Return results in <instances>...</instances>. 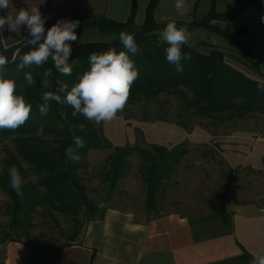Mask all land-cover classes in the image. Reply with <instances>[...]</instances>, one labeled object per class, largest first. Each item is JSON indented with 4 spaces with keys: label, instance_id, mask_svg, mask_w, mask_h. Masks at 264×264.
<instances>
[{
    "label": "trees",
    "instance_id": "1",
    "mask_svg": "<svg viewBox=\"0 0 264 264\" xmlns=\"http://www.w3.org/2000/svg\"><path fill=\"white\" fill-rule=\"evenodd\" d=\"M255 1L232 0L230 10L218 11L216 0H210L208 10L204 15L194 17L188 22L174 21L177 27H187L188 31L202 28L223 37L255 70L250 45L241 41V36L248 33L247 27L242 24L231 31H224L213 23V21L234 20L246 7L254 5ZM157 3L158 0H149L144 20L140 25L134 23L136 12L134 1H132L128 18L123 22L114 21L104 16L76 18L75 15H72L70 19L78 20L79 27L75 29L78 39L71 44L72 52L69 62L75 61L71 76H64L57 72L51 60L43 67L33 65L18 71L19 58L29 51V47H26L25 43L16 52L13 60L7 63L6 76L15 79L17 94L23 95L32 106L30 118L23 126L15 131L0 130V142L10 139L15 149V153L11 152L5 157L2 174H0V186L10 196L8 213L12 227L25 225L35 208L44 202L53 205L74 220L78 219L79 214L87 216V219L84 220H91L96 215H102V213L98 214L96 205L86 195L84 185L77 172L90 148L99 149L109 145V141L100 133L99 128L94 126L93 121L85 119L83 115L73 117V109L68 105L50 101L47 105L49 110L46 115H41L39 108L44 105L43 93L55 91L57 80L67 83L71 88L78 82L79 77L89 70V53L103 52L111 48H115L117 52L126 51L119 40V33L122 31L132 34L139 48L136 54L129 53L139 71V77L131 86L128 101L136 99L142 94H154L159 91L175 92L180 89V86H183L192 95L191 100H187L184 96L185 103L207 113L225 109L232 99H239L234 107L240 114L264 108V92L260 91L258 87L261 82H264V76L259 74V79L248 77L240 70L231 67L224 58L223 50L218 45H209L208 52L201 51L197 46L183 45L182 52L191 54L192 59H182L183 71L177 72L175 65L166 60L165 49L168 45L163 40H157L160 37L159 32L168 23H159L154 19L153 11ZM3 12L0 11V15H3ZM55 23L46 17V30ZM89 29L104 35H112V38L109 41L83 40ZM198 44L206 45L204 41H200ZM45 68L52 70L51 87L47 89L41 87ZM25 72L33 74L36 80L35 86L27 85L24 79ZM41 126L43 135H38L37 130ZM47 135H50L56 144L51 145L45 140L44 136L47 137ZM74 135L80 136L84 140V147L76 150L80 156L79 161L70 160L66 156V148L75 147L72 139ZM188 151L189 148L185 141L170 148L157 143H151L150 148L137 144L115 146L114 153L108 160L109 166L105 172L104 180L111 190L123 175L126 157L132 152H137L140 157V171L145 182L144 211L148 217L163 215L165 213L152 216L157 211L156 198L162 186L161 182L163 179L169 178L174 167ZM21 161L26 163V168L23 167ZM13 166L18 169L23 180L21 188L23 198L18 196L8 183V170ZM28 172L35 176V181L27 179ZM222 215L224 225L230 226L229 215L225 213ZM82 221L80 220L77 224L78 228ZM192 230L196 239L217 236L227 231L218 234H202V232H196L194 227ZM7 241L18 240L12 238L11 232L0 230V244ZM72 242L64 245H69Z\"/></svg>",
    "mask_w": 264,
    "mask_h": 264
},
{
    "label": "rangeland",
    "instance_id": "2",
    "mask_svg": "<svg viewBox=\"0 0 264 264\" xmlns=\"http://www.w3.org/2000/svg\"><path fill=\"white\" fill-rule=\"evenodd\" d=\"M188 32V45L197 46L203 52H208L209 45L213 43L229 44L223 37L202 28ZM111 38L112 35L89 29L83 40L109 41ZM157 40L162 39L159 37ZM200 41L206 45H199ZM8 43L5 39L4 44ZM221 49L231 67L248 77L260 78L233 46ZM184 96L187 100L192 99L190 91L183 86L175 92L142 94L127 101L124 110L113 121L100 124L93 121L109 145L99 149L90 148L77 173L86 195L94 204L129 207L140 214L145 208V182L137 152L126 157L123 175L111 190L104 180L114 147L137 144L150 148L151 143H158L168 148L171 144L185 141L189 151L174 167L169 178L162 180L156 198L157 211L152 216L179 211L188 215L196 232L218 234L229 229L228 225H224L221 213L226 191H238L237 196L243 201H247L250 196L264 194V160L262 170L256 171L250 166L230 169L219 152L228 147L231 140L250 142L257 137L264 138V108L240 114L234 107L239 99H232L225 109L207 113L187 105ZM204 132L209 133L210 137L202 144L199 141L203 140ZM44 139L51 145L56 144L50 135L44 136ZM253 151L256 153V149L253 148ZM11 152L15 153V149L10 139L0 142V174L4 159ZM245 157L242 154V158ZM21 162L26 168V163ZM27 179L36 180L30 172ZM9 202V194L0 186V230L11 232L12 238L20 242H30L33 247L32 256L38 258L39 264H56L60 247L74 241L79 229L77 224L87 219V216L79 214L78 219L74 220L44 202L35 208L25 225L12 227L8 213Z\"/></svg>",
    "mask_w": 264,
    "mask_h": 264
},
{
    "label": "crops",
    "instance_id": "3",
    "mask_svg": "<svg viewBox=\"0 0 264 264\" xmlns=\"http://www.w3.org/2000/svg\"><path fill=\"white\" fill-rule=\"evenodd\" d=\"M132 1L136 9L134 23L140 25L149 0H12L3 15H15L17 10L36 4L42 14L55 22L70 19L72 15L76 18L104 16L123 22L130 14ZM209 2L187 0L183 9L176 10L174 0H158L153 16L159 23L188 22L206 12ZM231 7L232 0H216L218 11H227ZM262 17L264 0H256L234 20L215 21V25L224 31H231L242 24L247 27L248 33L241 36V41L250 45L255 71L264 76ZM27 34L24 28L12 32L7 26L0 31L3 42L6 39L10 42L8 44L20 41ZM215 45L228 48L230 44ZM203 134V140L199 141L202 144L210 137L207 132ZM229 144L219 152L230 169L244 166L256 171L263 169L264 138L257 137L250 142L231 140ZM242 154L246 157L242 158ZM237 195L238 191L229 189L222 201V211L230 218L229 230L202 239L195 238L188 215L179 211L148 217L144 210L138 214L129 207L95 204L98 214L102 215L80 223L74 241L58 250L56 264H250L253 254L264 249V194L250 196L247 201ZM31 249L30 242L1 243L0 264H39Z\"/></svg>",
    "mask_w": 264,
    "mask_h": 264
},
{
    "label": "clouds",
    "instance_id": "4",
    "mask_svg": "<svg viewBox=\"0 0 264 264\" xmlns=\"http://www.w3.org/2000/svg\"><path fill=\"white\" fill-rule=\"evenodd\" d=\"M187 0H174V8L181 10ZM12 0H0V11L6 12ZM264 19V17H262ZM46 17L40 11L39 5L31 4L26 8L16 11L15 15H0V31L6 26L12 32L27 30L28 37L25 46L29 51L19 58L17 70L26 67H43L49 60L61 75L71 76L75 61L69 62L72 42L78 37L75 29L79 27L78 20L60 19L51 27L45 28ZM215 24L216 22L213 21ZM224 26V23L220 25ZM160 38L168 45L165 49L166 60L175 65L177 72H182V59H192L191 54H184L182 46L189 44L190 34L187 27H177L175 21L168 22L159 32ZM120 43L125 50L117 52L115 48L103 52H91L88 55L89 70L85 71L78 82L71 88L67 83L57 80L55 91H46L42 99L44 105L40 106L41 115H46L50 101L70 106L72 116L83 115L85 119L96 124L113 121L124 110L130 97L131 86L139 77V71L129 53L139 51L136 40L132 34L119 33ZM8 61L0 55V130L15 131L23 126L30 118L31 104L23 95L17 94L16 81L5 74ZM52 70L45 68L41 87H51L50 77ZM28 86H35L36 80L31 72L24 73ZM259 90L264 92V82L259 85ZM63 94V95H61ZM38 135H43V127L37 130ZM75 147L66 148V156L73 161H79L77 149L84 147V140L80 136H73ZM10 187L23 198L21 191L23 180L16 167L8 170ZM250 264H264V249L253 254Z\"/></svg>",
    "mask_w": 264,
    "mask_h": 264
},
{
    "label": "water",
    "instance_id": "5",
    "mask_svg": "<svg viewBox=\"0 0 264 264\" xmlns=\"http://www.w3.org/2000/svg\"><path fill=\"white\" fill-rule=\"evenodd\" d=\"M28 37V34L25 35L20 41L5 45L0 35V55H3L6 60L11 62L16 54V52L24 45L25 39Z\"/></svg>",
    "mask_w": 264,
    "mask_h": 264
}]
</instances>
